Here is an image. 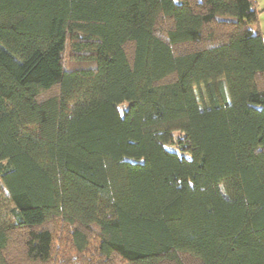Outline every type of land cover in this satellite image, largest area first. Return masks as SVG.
<instances>
[{
	"label": "trees",
	"instance_id": "1",
	"mask_svg": "<svg viewBox=\"0 0 264 264\" xmlns=\"http://www.w3.org/2000/svg\"><path fill=\"white\" fill-rule=\"evenodd\" d=\"M259 13L0 0V264H264Z\"/></svg>",
	"mask_w": 264,
	"mask_h": 264
},
{
	"label": "rangeland",
	"instance_id": "2",
	"mask_svg": "<svg viewBox=\"0 0 264 264\" xmlns=\"http://www.w3.org/2000/svg\"><path fill=\"white\" fill-rule=\"evenodd\" d=\"M255 1L257 2L258 9L260 10L259 18H258V27L262 32V30H264V0H255Z\"/></svg>",
	"mask_w": 264,
	"mask_h": 264
},
{
	"label": "crops",
	"instance_id": "3",
	"mask_svg": "<svg viewBox=\"0 0 264 264\" xmlns=\"http://www.w3.org/2000/svg\"><path fill=\"white\" fill-rule=\"evenodd\" d=\"M250 28H251L252 30L255 29L254 26H252V25L250 26ZM262 32H263L262 34H263V37H264V30H262Z\"/></svg>",
	"mask_w": 264,
	"mask_h": 264
}]
</instances>
